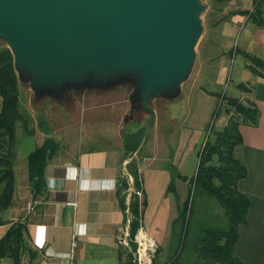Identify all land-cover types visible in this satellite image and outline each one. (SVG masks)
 Wrapping results in <instances>:
<instances>
[{
    "label": "rangeland",
    "instance_id": "rangeland-1",
    "mask_svg": "<svg viewBox=\"0 0 264 264\" xmlns=\"http://www.w3.org/2000/svg\"><path fill=\"white\" fill-rule=\"evenodd\" d=\"M200 4L202 34L195 47L193 68L181 85L165 90L161 93V98L150 100V105L155 108L154 112L145 110L139 101L131 102L134 82L129 78L133 74L110 76L104 82H99L102 83L100 85L91 76L94 78L90 77V82L85 79L81 85L68 82L60 90L49 88L40 93L33 84L31 72L17 69L15 63L20 81L19 107L22 117L17 135L24 129V120L28 121L29 118L30 122H26L29 125L27 129L34 128L37 121L46 122L48 130L67 131L74 140L79 137L82 141H88L89 144L85 142L84 147H125L128 133L139 129L142 131L143 139L134 158L141 152L138 161L144 169L143 180L148 196V205L145 206L147 216L142 222L143 229L150 232L151 226L155 227L156 223L147 224L149 215L151 221L153 216L159 217L161 227L165 224L169 226L178 216L177 196L184 201L188 196L189 185L177 174L180 172L189 178L196 174L199 150L208 138L216 137V132L226 126L230 115L234 113L225 98L228 95L243 99L245 94L238 85L241 82L247 83L253 77V72L243 66L250 63L249 59L243 54H236L226 65L227 68L232 67L228 86L217 83L220 76L217 62L230 59L229 50L236 46L245 49L242 38L244 29L231 23L232 12L237 7L244 8L241 10L252 9V1L200 0ZM5 45L8 46L7 42L0 36V48ZM227 82L228 79L225 84ZM208 89L217 95L209 94L206 91ZM1 103L0 97V109ZM219 104L222 111L216 114ZM227 108L231 109L230 113ZM37 128H40L39 123ZM158 136L159 141H156ZM17 179L21 187L23 178L20 168ZM171 183L174 184L175 191L169 189ZM2 191L1 185L0 194ZM143 197L144 194H141L139 198ZM226 224L224 210L213 199L208 198L202 189H194L189 239L187 238L189 246L205 227H222ZM131 241L130 239L129 244L123 246L129 247ZM171 249V246L161 252L157 249L151 264L157 263L156 255L159 254V260L169 254ZM185 259L186 262L193 260L190 251H184L182 260ZM0 264H12V260L4 258Z\"/></svg>",
    "mask_w": 264,
    "mask_h": 264
},
{
    "label": "crops",
    "instance_id": "crops-1",
    "mask_svg": "<svg viewBox=\"0 0 264 264\" xmlns=\"http://www.w3.org/2000/svg\"><path fill=\"white\" fill-rule=\"evenodd\" d=\"M241 8L233 10L231 23L244 29L242 38L245 49L236 46L229 50L230 59L217 62L220 73L217 83L225 86L231 80L232 68L226 65L235 58L236 49L264 59V25L250 23L248 17L236 13ZM243 66L248 68V64ZM129 79L134 82L130 100L137 102L136 78L132 76ZM244 84L248 90H241L245 94L243 98L257 106L259 120L255 125H240L243 143L237 146L236 156L244 163L248 173L238 186L249 197L250 206L246 222L239 226L240 238L235 252L246 264H264V76L253 73L251 80ZM206 91L217 95L212 90ZM158 98H161V94L153 100ZM26 122H30V118L24 120V129L17 135L15 143L16 187L11 206L0 211L1 218L6 221L0 224V238L11 223L23 220L28 226L29 246L39 253L33 262L25 260L24 264H130L129 250L121 243V237L130 229L131 215L129 209L124 208L123 201L128 205L132 193L127 192V197L123 198L126 191L121 192L120 188L126 177L130 187H134L132 173L138 172L140 191L148 205L144 169L138 161L141 152L134 158L137 154L130 157L123 146L84 147L83 144H89L88 141H82L79 137L74 140L67 131L48 130V124L41 121H37L34 128L27 129L29 125ZM47 138L56 140L60 146L47 164L44 188L35 193L29 179L28 156ZM158 138L156 141H159ZM19 168L23 178L21 187L17 179ZM71 201H75L76 205H70ZM29 203L34 205L30 213ZM143 208L142 227V220L147 216ZM159 219L153 216L151 221L149 215L147 224L156 223V226H151V232L146 228L144 230L156 241L161 252L178 244V237L175 236L174 221L169 226L165 224L161 227ZM158 255L154 264H172L171 252L159 260Z\"/></svg>",
    "mask_w": 264,
    "mask_h": 264
},
{
    "label": "water",
    "instance_id": "water-1",
    "mask_svg": "<svg viewBox=\"0 0 264 264\" xmlns=\"http://www.w3.org/2000/svg\"><path fill=\"white\" fill-rule=\"evenodd\" d=\"M201 9L200 0H0V36L40 93L130 73L136 101L154 112L150 100L193 66Z\"/></svg>",
    "mask_w": 264,
    "mask_h": 264
},
{
    "label": "trees",
    "instance_id": "trees-1",
    "mask_svg": "<svg viewBox=\"0 0 264 264\" xmlns=\"http://www.w3.org/2000/svg\"><path fill=\"white\" fill-rule=\"evenodd\" d=\"M228 1V0H219ZM252 9L237 11L236 13L246 15L249 21L258 26L264 25V0H252ZM235 14V13H234ZM237 54H243L250 61L248 68L255 74L264 76V59L247 51L236 49ZM15 69L14 55L11 49L5 45L0 48V97L2 98L0 109V186L3 191L0 194V211L11 206L15 187V143L17 130L21 117L19 76ZM239 88L247 91L248 87L240 83ZM221 96V93L218 94ZM232 106V113L226 126L216 132L214 139L208 138L199 150V164L194 176L188 177L177 174L179 178L188 182V196L184 201L177 196L179 214L173 222L175 236L178 244L172 245V264H246L235 252L240 238L239 226L247 220L250 199L239 189V181L247 176V168L240 158L236 156V148L243 143L240 132L241 124H257L259 120V109L253 103L245 101V98L228 96L225 98ZM227 104V105H228ZM228 113L230 108L226 109ZM222 111L218 105L216 114ZM143 139V133L139 129L133 130L126 136L124 149L133 156L139 150ZM60 144L51 138H47L28 156V171L32 189L35 193L40 192L45 186V172L50 159L56 154ZM139 152V151H138ZM134 188L140 191V178L138 172L134 171ZM129 181L126 178L121 182V192L127 197ZM200 188L211 200L213 199L221 207L227 217V224L222 227H205L204 231L189 246V226L193 209L194 189ZM174 190V184L169 186ZM124 203V208L129 209L131 215L130 236L131 242L128 248L130 264L134 263L136 244L134 236L141 227V214L143 206L147 204L146 197L132 192L130 203ZM6 221L1 218L0 224ZM28 226L23 220L10 224L5 234L0 238V261L4 258L12 259V264H24L25 260L33 262L39 255L38 251L29 246ZM190 248V249H189ZM184 251H190L192 261L182 260Z\"/></svg>",
    "mask_w": 264,
    "mask_h": 264
},
{
    "label": "built area",
    "instance_id": "built-area-1",
    "mask_svg": "<svg viewBox=\"0 0 264 264\" xmlns=\"http://www.w3.org/2000/svg\"><path fill=\"white\" fill-rule=\"evenodd\" d=\"M128 191L135 192L141 197V191H136L134 187H130ZM70 205H76L75 201L69 202ZM34 208V205L32 203H29L28 205V213H30ZM130 221H131V216H130ZM145 233L147 237H140V233ZM130 230L129 232L127 231L125 236L121 237V243L128 245L130 241ZM153 240V239H152ZM151 237L147 235L143 227L141 226L138 230V232L134 236V242L136 244V254L137 258L134 259V264H151L152 263V258L154 257V253L158 249V244L156 241H152Z\"/></svg>",
    "mask_w": 264,
    "mask_h": 264
},
{
    "label": "bare ground",
    "instance_id": "bare-ground-1",
    "mask_svg": "<svg viewBox=\"0 0 264 264\" xmlns=\"http://www.w3.org/2000/svg\"><path fill=\"white\" fill-rule=\"evenodd\" d=\"M140 237H147L146 235H145V233L143 232L142 234L140 233ZM152 240V239H151ZM153 241V240H152Z\"/></svg>",
    "mask_w": 264,
    "mask_h": 264
}]
</instances>
